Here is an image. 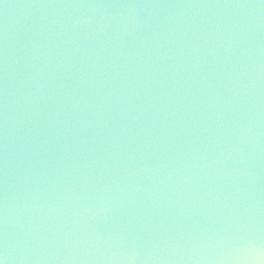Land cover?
Masks as SVG:
<instances>
[{"label": "water", "instance_id": "1", "mask_svg": "<svg viewBox=\"0 0 264 264\" xmlns=\"http://www.w3.org/2000/svg\"><path fill=\"white\" fill-rule=\"evenodd\" d=\"M4 264H264V0H0Z\"/></svg>", "mask_w": 264, "mask_h": 264}, {"label": "snow or ice", "instance_id": "2", "mask_svg": "<svg viewBox=\"0 0 264 264\" xmlns=\"http://www.w3.org/2000/svg\"><path fill=\"white\" fill-rule=\"evenodd\" d=\"M0 264H4V261L2 259H0Z\"/></svg>", "mask_w": 264, "mask_h": 264}]
</instances>
